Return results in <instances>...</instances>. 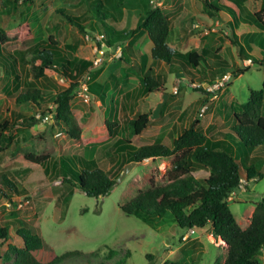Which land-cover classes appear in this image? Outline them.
I'll return each instance as SVG.
<instances>
[{"label": "rangeland", "instance_id": "rangeland-1", "mask_svg": "<svg viewBox=\"0 0 264 264\" xmlns=\"http://www.w3.org/2000/svg\"><path fill=\"white\" fill-rule=\"evenodd\" d=\"M149 5L169 18L168 44L172 49L186 53L224 48L222 57L230 68L244 71L249 66L248 70L230 79L229 74L212 65V59L190 70L188 75L176 66L152 64L150 59L142 70L140 56L149 55L151 48L146 34H138L128 46L126 42L124 47L106 45L104 27L100 24L103 13L107 15L106 26L128 31L135 28ZM261 7L263 0H248L241 13L253 14ZM58 10L79 17L86 34L67 23ZM24 24L30 27L29 36L0 47L4 59L0 60V124L7 122L8 126L2 135L5 139L0 137V176L4 174L13 180L24 194L6 191L11 201L0 195V225L7 226L10 233V240L0 245V264H13L14 257L6 251L8 245L21 247L16 231L22 227L42 239L44 249L33 253L40 262H49L65 252L80 251L84 257L61 264H222L226 247L213 236L210 225L195 229V234L183 241V233L171 216L145 222L121 212V206L151 183L168 182L170 160L130 162L119 142L129 141L139 148L160 138L170 147L181 130L196 119L210 140L224 137L231 143L235 141L233 115L248 101L250 91L261 89L263 69L251 65V60H241L238 48L230 44V17L224 13L218 19L208 17L202 11L201 0H18L17 3L0 0V31L10 32ZM234 35L247 54L252 48L253 60L264 57V31L242 23ZM49 37L71 63L69 70L78 82H87L86 96L80 95L79 88L70 104L79 128L77 140L66 127L54 125L51 116H41L42 112L53 110L55 95L69 86L58 74L48 70L46 77L36 83L43 92L39 106L15 103L31 81L30 56L22 61L19 52H26ZM121 47L126 48L129 63L122 61ZM100 51L103 54L98 58ZM6 59L12 65L6 64ZM80 60L89 61L91 69L80 67ZM98 70L101 75L94 81L92 76ZM145 75L159 82L158 93L137 94L139 78ZM199 87L205 94L194 90ZM126 92H133L132 97L123 98ZM203 106L206 111L199 117ZM141 114L150 115V124L138 136L129 138L128 123ZM28 118L37 122L29 124ZM108 122H117L113 133L107 130ZM27 156L47 161L38 165ZM60 158H74L75 162L69 163L72 172L79 171L78 160L95 162L115 181L114 188L99 198H89L74 188L64 200L71 187L62 182L68 172L59 169ZM238 160L240 188L228 199V206L244 229L254 205L264 196V150H251L249 159L239 156ZM250 167L254 168L255 176L248 181L245 171ZM191 174L202 180L209 172L194 166ZM257 261L264 264V250Z\"/></svg>", "mask_w": 264, "mask_h": 264}, {"label": "trees", "instance_id": "trees-1", "mask_svg": "<svg viewBox=\"0 0 264 264\" xmlns=\"http://www.w3.org/2000/svg\"><path fill=\"white\" fill-rule=\"evenodd\" d=\"M17 1L14 0L15 3ZM247 1L201 0L202 11L208 17L218 19L219 14L224 13L231 18L232 34L229 42L233 47L238 48L239 58L251 60V65L263 69L261 89L250 91L248 101L241 104L238 113L233 115L232 132L235 141L231 143L224 137L219 140H210L200 129L199 120L196 119L181 130L172 140L170 147L165 146L160 138L152 144L139 148L132 146L129 141L119 142V148L130 162L138 163L156 158L170 160V169L167 172L168 182L165 184L151 183L148 188L139 191L130 201L121 206V212L145 222L171 216L172 221L182 233L192 228L200 230L210 225L213 236L226 245V257L222 264H259L257 256L261 250H264V196L254 205L249 223L244 229L237 224L228 206V198L239 190L241 162L238 157L243 156L246 160L249 159L251 150H264V58L253 60L244 56L243 48L234 35V30L242 23L255 25L259 30L264 31V7L253 14L247 11L241 13L242 8L245 10ZM58 13L81 34H86L79 17L68 15L64 10H58ZM106 20L107 15L103 13L100 24L104 27L103 37H106L105 43L108 47L116 45L124 47V42L128 46L132 38L138 34H146L152 44L150 50L152 62L168 67L176 66L186 75L190 74V70H196L208 59L213 60L212 65L218 71L229 74L230 79L239 77L249 68L246 66L244 71H234L218 55L219 49L211 51L204 48L200 52L188 51L186 53L172 49L168 45L171 31L169 18L159 8L151 5L146 7L132 30L115 31L106 26ZM29 35L30 27L27 24L20 25L10 32L0 31V47L15 40L21 41ZM58 47V44L49 37L46 42H39L28 48L26 52H19L22 61L26 56H30L29 77L31 81L26 84V89L15 98V103L39 106V102L43 99V92L36 83L46 77L48 70L58 74L69 82V86L55 95L53 110H48L47 113L42 112L41 116H51L54 125L66 127L69 135L77 140L79 128L70 104L77 96L80 83L74 72L69 70L71 63ZM123 47H121V59L129 63L128 52ZM147 58L146 55L140 56L142 70L145 69ZM0 60H4L1 54ZM4 62L10 63L8 59ZM78 63L85 70L90 69L92 65L87 60H80ZM100 73L101 70L95 72L92 80H95ZM139 87L142 93L151 94L159 91L160 84L153 77L145 75L139 78ZM194 90L205 94L200 87ZM149 117V114H141L128 123L129 138L138 136L150 124ZM27 122L31 124L37 121L34 118H28ZM6 123L0 124L2 139H5L2 135L8 128ZM116 126L117 122H108V132L113 133ZM27 158L38 165H44L47 161L45 158H33L32 156H27ZM72 162H75L74 158H60L59 160V169L62 172L63 170L68 172V176L65 175L62 182L71 187L64 200L72 195L74 188L82 191L89 198L103 197L112 191L115 181L99 169L95 162L78 160L79 171L77 172L69 169V163ZM194 166L207 169L208 177L202 180L194 178L191 174ZM245 172L248 181L254 178L253 167L246 169ZM6 191L18 196L24 195L18 190L15 182L3 174L0 176V195L11 201ZM16 235L21 241V247L8 245L6 251L7 255L14 257L13 264H61L62 261L85 256L80 251H71L54 257L49 262H40L33 253L44 249L42 239L24 227L19 228ZM9 240V228L0 225V245ZM164 264L177 263L165 262Z\"/></svg>", "mask_w": 264, "mask_h": 264}, {"label": "crops", "instance_id": "crops-1", "mask_svg": "<svg viewBox=\"0 0 264 264\" xmlns=\"http://www.w3.org/2000/svg\"><path fill=\"white\" fill-rule=\"evenodd\" d=\"M228 16V15H227ZM231 19V18H230ZM235 34H236V32H235ZM237 35V34H236ZM149 43L151 44V42L149 41ZM169 45V44H168ZM151 47H152V44H151ZM150 50H151V48H150ZM174 50H176L177 51V49H175L174 48ZM225 49L224 48H220L219 49V52H218V55L221 57V59L222 60H224L223 59V57H222V52L224 51ZM243 51H244V49H243ZM252 52V48H250V52H248V54H249V56H248V54H247V51L245 50L244 51V56H247V58H251V59H254V58H252L251 56H250V53ZM103 54V52L102 51H100L99 52V54H98V58L100 57V55H102ZM146 55V54H145ZM148 58H147V61H148V59H150L151 60V58H150V53H149V55H146ZM262 58H264V57H262ZM243 60H245V59H243ZM225 61V60H224ZM226 62V61H225ZM151 63L153 64V62H152V60H151ZM228 64V63H227ZM229 65V64H228ZM171 67H173V66H171ZM91 69V68H90ZM142 69V68H141ZM101 74H99V76H100ZM99 76L95 79V80H97L98 78H99ZM192 79V78H191ZM190 79V80H191ZM94 80V81H95ZM139 86H138V88H137V94L138 95H149V96H151V95H153L154 93H151V94H144V93H142V91H140L139 90ZM132 93L133 92H126L124 95H123V98H125V99H129V98H131L132 97ZM155 93H158V92H155Z\"/></svg>", "mask_w": 264, "mask_h": 264}, {"label": "built area", "instance_id": "built-area-1", "mask_svg": "<svg viewBox=\"0 0 264 264\" xmlns=\"http://www.w3.org/2000/svg\"><path fill=\"white\" fill-rule=\"evenodd\" d=\"M86 79L88 80L89 77H87ZM79 88H80V95H84V96H86V94H87V90H88L87 82H86V81L82 82V83L79 85ZM205 111H206V106L201 107L200 112L198 113V116H199V117H202V116H203V113H205ZM239 188H240V185H239ZM233 194H234V193H233ZM233 194H232V195H233ZM232 195H231L228 199H231V198H232ZM193 234H195V229H194V228L185 231V232L182 234V240H183V241L188 240V238H189L191 235H193Z\"/></svg>", "mask_w": 264, "mask_h": 264}, {"label": "water", "instance_id": "water-1", "mask_svg": "<svg viewBox=\"0 0 264 264\" xmlns=\"http://www.w3.org/2000/svg\"><path fill=\"white\" fill-rule=\"evenodd\" d=\"M219 241L221 242V243H223V241H221L220 239H219ZM224 245H225V243H223ZM225 247H226V245H225Z\"/></svg>", "mask_w": 264, "mask_h": 264}]
</instances>
